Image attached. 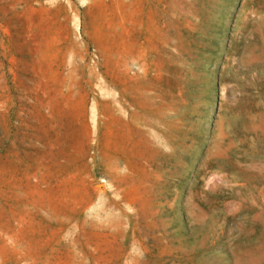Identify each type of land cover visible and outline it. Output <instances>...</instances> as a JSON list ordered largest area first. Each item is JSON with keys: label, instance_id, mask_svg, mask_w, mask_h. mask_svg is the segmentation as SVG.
<instances>
[{"label": "rangeland", "instance_id": "1", "mask_svg": "<svg viewBox=\"0 0 264 264\" xmlns=\"http://www.w3.org/2000/svg\"><path fill=\"white\" fill-rule=\"evenodd\" d=\"M0 264H264V0H0Z\"/></svg>", "mask_w": 264, "mask_h": 264}]
</instances>
